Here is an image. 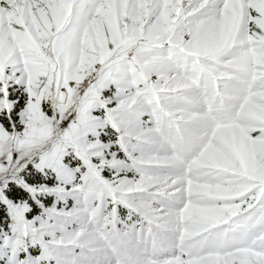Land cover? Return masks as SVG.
Wrapping results in <instances>:
<instances>
[{
  "label": "clouds",
  "instance_id": "clouds-1",
  "mask_svg": "<svg viewBox=\"0 0 264 264\" xmlns=\"http://www.w3.org/2000/svg\"><path fill=\"white\" fill-rule=\"evenodd\" d=\"M179 3L162 0L143 14L138 27L110 29L114 47L107 49L106 56L116 57L120 74L116 81L107 82L103 91L95 89L98 105L114 101L120 107L118 117L143 113L148 118L140 116L131 125H122L130 155L110 170L107 180L77 183L63 193L65 212L58 220L59 238L71 246L72 264H166L169 256L183 250L180 244L199 230V214L189 216L179 229L160 219L179 215L186 195L198 205L208 206L205 188L214 190L217 184H224L235 198L252 191L249 182L253 177L238 164L236 153L216 136L221 126H228L242 139L253 124L247 112L248 98L259 93L264 102V79L235 75V62L247 51V27L238 39L232 35L231 0L226 2L222 19L219 12L211 10V16L177 20ZM74 4L75 0H61L57 31L82 34V43L87 45L93 34L99 37V11L84 15ZM185 36L193 38L185 40ZM87 56L84 53L73 66L78 88L88 81L86 90L81 89L85 96L93 92L100 75ZM221 65L232 70V79L227 89L218 91L206 70L218 71ZM197 66L204 70L202 74L196 71ZM78 95L79 91L71 88L67 94L59 90L52 94V117L30 125L24 136L14 141L17 148L39 155L48 145L60 142L68 129L58 124L67 118L64 113L73 108ZM57 110L60 120L54 126ZM193 163L207 169L203 173L206 179L197 181L195 191L188 194L183 180ZM228 172L233 174L225 175ZM259 179L264 184V176ZM261 221L264 215L245 218L227 243H254L257 231L264 229Z\"/></svg>",
  "mask_w": 264,
  "mask_h": 264
},
{
  "label": "snow or ice",
  "instance_id": "snow-or-ice-1",
  "mask_svg": "<svg viewBox=\"0 0 264 264\" xmlns=\"http://www.w3.org/2000/svg\"><path fill=\"white\" fill-rule=\"evenodd\" d=\"M8 4L7 9L0 7V11L11 15L16 10V20L0 22V129L13 138H22L24 132L18 129L22 126L26 131L30 127L31 105L39 98L42 88L47 89L52 83L54 93L59 89L60 93L67 94L71 88L84 94L81 89L86 90L88 81L78 88V80L71 79L77 76L73 66L84 53L88 54L90 63L100 61L96 68L100 75L95 84L103 88L106 80L118 79L120 68L114 67L112 63L116 60L115 56H106L108 40L99 41L93 34L89 44L85 45L82 43V34L63 29L57 31L55 20L61 0H8ZM103 7V4L88 6L81 0H75L74 4V9L84 15L100 12ZM225 7L226 2L222 6L211 0H191V3L190 0H180L175 15L177 20L182 16L200 18L205 14L211 16V10H216L222 19ZM249 7L257 16L261 15L257 8L251 5ZM244 14L249 20L256 19L246 9ZM258 27L259 32L247 35L248 49L235 62V75L241 79H264V26ZM78 41H81L79 45ZM111 44L114 47L112 42ZM257 53L260 59H257ZM93 56L95 60L92 59ZM196 71L202 74L204 70L197 68ZM206 71L211 84L216 87V71L212 68ZM57 81H63L62 88ZM103 94L107 95L106 92ZM40 107L46 116L49 111L53 115L50 97L41 100ZM97 110L100 115L96 117V121L101 130L94 131L92 145L98 155L95 163L104 164L100 175L107 180L110 171L105 169L112 170L118 164L125 163L130 155L121 134L122 125H131L140 116H148L141 113L133 121H121L118 117L120 107L114 101L103 103ZM78 115L77 113L71 119L60 121L62 125L67 124L62 129H68L70 125L72 127ZM56 119L60 120L58 110ZM261 136H264V129H257L253 139ZM241 149L240 154H236L237 162L253 177L249 182L253 185L251 193L235 198L226 185L217 184L214 190L203 189L210 201L208 206L198 205L191 195H186L179 215L171 219L162 216L160 219L179 229L189 216L199 214V230L180 244L183 250L169 256L166 264H264V229L257 231L254 243H227L245 218L255 214L260 219L264 215V184L259 179L264 176V154H258L243 144ZM45 155L46 149L38 157H30L22 148H9L0 153V225L7 220V227L0 234V245L8 253L7 256L0 257L4 264H42L44 257L38 260L32 256L29 248L38 246L46 251V237L55 228L50 219L53 216L54 201L57 202L56 207H59L64 199L63 193L69 190V186L82 184V181L89 179L88 161L74 152L65 154L69 166L71 161H76L71 174L61 177L53 170L57 178L51 179L44 163ZM206 171L207 169L199 168L195 163L191 165L183 180L186 193L195 191L197 181L204 182L206 177L203 173ZM232 174L225 173L228 176ZM20 209L23 212L18 215ZM64 212L65 210H61L59 215ZM261 223L264 224V221ZM33 234H36L35 239H31ZM58 242L63 243L61 240Z\"/></svg>",
  "mask_w": 264,
  "mask_h": 264
},
{
  "label": "rangeland",
  "instance_id": "rangeland-1",
  "mask_svg": "<svg viewBox=\"0 0 264 264\" xmlns=\"http://www.w3.org/2000/svg\"><path fill=\"white\" fill-rule=\"evenodd\" d=\"M85 5H100L103 4V10L99 12V19L101 21L99 27V37L97 40L109 41V49L113 48L111 44L112 31L110 29L118 28L122 30L125 25L139 26V20L143 16V14L147 11L150 12L152 10V6L155 3L162 2V0H81ZM212 3L215 4H223L227 2V0H211ZM249 5L257 8L261 13L260 16H257V13L252 11ZM0 7L7 9L9 7L8 0H0ZM245 9L250 11L252 17H256L254 21L249 20L247 15H245ZM94 12L93 14H95ZM229 15L234 17V23L232 27V35L238 39L240 35L245 31V25L247 27V35H252L259 32V27L264 26V0H231L229 6ZM16 20V10H13V13L9 15L7 12L0 11V22L4 21H15ZM147 27V25H145ZM238 30V31H237ZM107 38V39H105ZM188 36H185V40H188ZM234 47L236 45H233ZM167 47V45H165ZM245 47L248 49V42L246 41ZM257 59H260L259 53L256 54ZM201 59H205L201 57ZM111 62V61H110ZM115 66H119L118 61L112 62ZM211 64L212 61H209ZM99 62L94 64V67L97 68ZM120 68V67H119ZM199 69V66H197ZM219 70L216 71L217 79H216V88L217 90H225L227 89L230 80L232 79V70H225L223 66H218ZM90 70V69H89ZM95 75V73H93ZM71 79H76L72 77ZM155 79V77H153ZM87 81V80H85ZM84 81V82H85ZM109 82V80L105 81V84ZM59 87H63V81H57ZM95 84V82H94ZM143 87V85H141ZM53 84L50 83L47 89L42 88L39 93V98L31 105L30 113H29V124L35 125L41 121L47 120L49 117H52L51 111L49 114L45 116L44 111H42L40 107L41 100L48 99L54 94L52 91ZM98 88L103 91V87L101 85H96L93 89V92L89 93L87 96L84 94H80L75 97L76 104L73 105L72 109L68 111L72 112V115H68V111L64 113L67 119H71L72 116L77 115V119L74 125L71 128H68V133L66 136H63V139L51 145H48L46 148L45 155V165L49 169V177L53 180H56V175L53 174V170L55 173L59 174L61 177L65 175H70L72 169L76 166V161L73 160L70 163L67 160L66 153L74 152L81 159H85L88 161L89 167V179L96 181H104V177L100 175V169L104 168V164H97L95 161L98 159L97 152L94 150L92 145V136L94 131L101 130L98 127V122L96 121V117L100 115V112L97 110L102 105H98V97L95 93V89ZM59 90V89H57ZM65 103H67V97H65ZM247 112L251 117L253 124L252 127L246 130L243 133L242 139H237L235 133L228 126H221L216 136L218 140L229 146L233 152L237 155L241 152L242 144L252 149L258 154H264V136L253 139L255 136L257 129H264V102H262L259 93H253L247 100ZM121 121L129 122L133 121L134 117H119ZM147 119V117H144ZM59 120L53 121V125L57 126ZM59 128L67 127L65 123L62 125L58 124ZM29 129V128H28ZM18 131L24 132L25 130L22 126L18 129ZM111 133H109L110 135ZM17 138H13L8 134L4 133L2 129H0V153L9 149V148H17L15 144V140ZM30 157H38L39 155L29 154ZM123 155V153H121ZM106 170V169H105ZM110 171V169H107ZM111 174L109 173L108 176ZM105 177V178H108ZM70 182V181H69ZM85 183L84 181L81 182ZM67 203H71L70 201H65ZM56 203L54 201L52 206L53 216L50 218L51 223L55 225L52 233L46 237L47 240V248L44 251V254H48L49 257L42 262V264H72L73 256L69 251L70 245L59 243V233H60V224L58 220L61 215L59 212L64 210L63 205L60 203L59 207H56ZM23 209L18 210V215L22 214ZM30 218V217H29ZM36 234H33L31 239H35ZM32 248L39 249L38 246H33L29 248V252L32 253ZM41 249V248H40ZM42 250V249H41ZM7 250L0 245V257L7 256ZM0 264H4V261L0 259Z\"/></svg>",
  "mask_w": 264,
  "mask_h": 264
},
{
  "label": "trees",
  "instance_id": "trees-1",
  "mask_svg": "<svg viewBox=\"0 0 264 264\" xmlns=\"http://www.w3.org/2000/svg\"><path fill=\"white\" fill-rule=\"evenodd\" d=\"M105 177H107V176H105ZM6 227H7V220L4 221L3 225H0V234H2V232L4 231V228H6ZM32 256L37 258L38 260H39L40 257L43 256L44 257L43 261H45L49 257V255L48 254H44V251L41 250L40 248L39 249L32 248Z\"/></svg>",
  "mask_w": 264,
  "mask_h": 264
}]
</instances>
